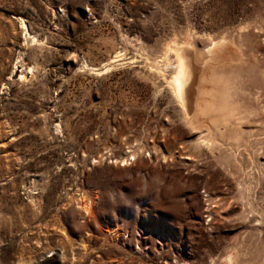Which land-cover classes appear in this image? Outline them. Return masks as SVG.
<instances>
[{
	"label": "rangeland",
	"instance_id": "obj_1",
	"mask_svg": "<svg viewBox=\"0 0 264 264\" xmlns=\"http://www.w3.org/2000/svg\"><path fill=\"white\" fill-rule=\"evenodd\" d=\"M245 25L264 0H0V264H264L261 166L243 191L207 151L173 161L188 131L150 66Z\"/></svg>",
	"mask_w": 264,
	"mask_h": 264
},
{
	"label": "bare ground",
	"instance_id": "obj_2",
	"mask_svg": "<svg viewBox=\"0 0 264 264\" xmlns=\"http://www.w3.org/2000/svg\"><path fill=\"white\" fill-rule=\"evenodd\" d=\"M183 35L180 43H167L160 61L150 65L164 80L178 107L179 122L188 131L175 152L167 154L173 161L190 163L195 154L207 151L230 165L229 173L244 191L247 185L241 177L248 166L258 163L264 173V30L245 25L217 39L190 31ZM123 61L125 54L119 51L112 63L123 66ZM109 70L108 66L102 71ZM80 206L89 214L90 203ZM213 262L247 264L233 248Z\"/></svg>",
	"mask_w": 264,
	"mask_h": 264
}]
</instances>
